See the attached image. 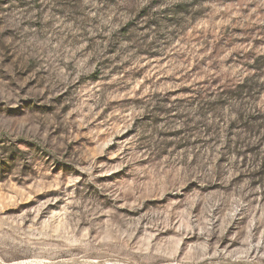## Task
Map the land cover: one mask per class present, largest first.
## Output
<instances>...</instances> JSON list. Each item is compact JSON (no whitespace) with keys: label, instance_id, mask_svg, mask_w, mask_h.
Here are the masks:
<instances>
[{"label":"rangeland","instance_id":"rangeland-1","mask_svg":"<svg viewBox=\"0 0 264 264\" xmlns=\"http://www.w3.org/2000/svg\"><path fill=\"white\" fill-rule=\"evenodd\" d=\"M0 264H264V0H0Z\"/></svg>","mask_w":264,"mask_h":264}]
</instances>
